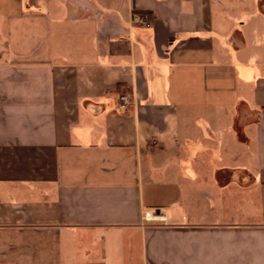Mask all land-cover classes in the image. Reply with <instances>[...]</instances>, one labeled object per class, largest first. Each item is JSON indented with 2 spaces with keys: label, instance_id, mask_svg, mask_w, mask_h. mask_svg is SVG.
Here are the masks:
<instances>
[{
  "label": "crops",
  "instance_id": "obj_1",
  "mask_svg": "<svg viewBox=\"0 0 264 264\" xmlns=\"http://www.w3.org/2000/svg\"><path fill=\"white\" fill-rule=\"evenodd\" d=\"M0 264H264V0H0Z\"/></svg>",
  "mask_w": 264,
  "mask_h": 264
},
{
  "label": "built area",
  "instance_id": "obj_2",
  "mask_svg": "<svg viewBox=\"0 0 264 264\" xmlns=\"http://www.w3.org/2000/svg\"><path fill=\"white\" fill-rule=\"evenodd\" d=\"M131 22L140 25L142 27L151 26V19L147 13H139L134 12L131 16ZM119 100L121 101V106H125L133 101V96L127 93H124L119 96ZM143 219L147 222H163L165 223L166 217L164 213L159 210H153L151 212L145 213Z\"/></svg>",
  "mask_w": 264,
  "mask_h": 264
}]
</instances>
